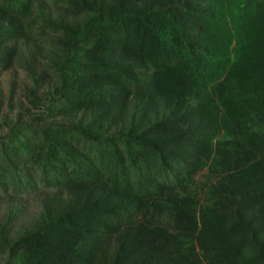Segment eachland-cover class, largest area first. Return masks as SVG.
Segmentation results:
<instances>
[{
	"label": "trees",
	"instance_id": "trees-1",
	"mask_svg": "<svg viewBox=\"0 0 264 264\" xmlns=\"http://www.w3.org/2000/svg\"><path fill=\"white\" fill-rule=\"evenodd\" d=\"M15 68L0 264H264V0H0Z\"/></svg>",
	"mask_w": 264,
	"mask_h": 264
},
{
	"label": "rangeland",
	"instance_id": "rangeland-1",
	"mask_svg": "<svg viewBox=\"0 0 264 264\" xmlns=\"http://www.w3.org/2000/svg\"><path fill=\"white\" fill-rule=\"evenodd\" d=\"M28 83L25 73L20 69H12L0 77V118L9 117L16 119L19 110L26 109L27 103L23 98L24 87ZM34 111V109H32ZM38 113V111H37ZM24 215L31 216L36 211L38 197L32 196L22 199ZM3 202L0 206V217L5 211ZM23 209V208H22Z\"/></svg>",
	"mask_w": 264,
	"mask_h": 264
}]
</instances>
